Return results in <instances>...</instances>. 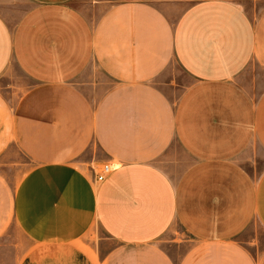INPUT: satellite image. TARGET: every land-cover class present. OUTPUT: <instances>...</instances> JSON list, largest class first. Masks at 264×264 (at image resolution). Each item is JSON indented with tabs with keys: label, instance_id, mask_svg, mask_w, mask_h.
<instances>
[{
	"label": "crops",
	"instance_id": "0c3cea01",
	"mask_svg": "<svg viewBox=\"0 0 264 264\" xmlns=\"http://www.w3.org/2000/svg\"><path fill=\"white\" fill-rule=\"evenodd\" d=\"M25 1L0 0V77L34 81L14 105L0 91V157L23 159L0 164V239L31 244L12 263L264 264L237 240L264 228V173L238 161L264 150V7L109 0L91 21L73 0ZM172 60L192 80L175 98L154 82ZM91 63L108 86L75 83ZM175 225L178 257L160 242Z\"/></svg>",
	"mask_w": 264,
	"mask_h": 264
},
{
	"label": "rangeland",
	"instance_id": "374dc122",
	"mask_svg": "<svg viewBox=\"0 0 264 264\" xmlns=\"http://www.w3.org/2000/svg\"><path fill=\"white\" fill-rule=\"evenodd\" d=\"M237 1L250 13L258 12L264 7V0ZM16 2V9H24L31 5L25 0H16ZM71 4L78 7L83 13H85L89 20L92 21L98 17L107 5L110 4V1L73 0ZM5 7L7 6L2 7L0 5L1 9ZM253 71H258V69L254 68ZM97 80L102 82V86L109 85V80L105 79L101 75L99 69L91 63L85 73L75 80V83L82 85V82H92ZM191 81V78L181 70L174 60H172L167 68L154 80V82L163 88V90L172 98L178 97L184 87L190 84ZM33 83V79L28 77L14 64L0 77V91H2L7 99H9L10 104L14 105L22 93ZM16 159L20 161L23 160L16 146L11 144L6 154L0 157L1 167L8 171L9 163L11 160L15 161ZM238 161L256 184L258 179L264 173V150H262L257 144L251 145L238 158ZM97 234L101 235L102 233L98 230ZM97 234L95 233L94 237L91 239L95 244L98 240ZM189 237L188 233L180 225H175L163 235L160 242L171 254L178 257L186 246L180 245V247H175L178 243L177 240H189ZM237 240L255 257V259L260 257L264 252V228L256 217L251 218L243 232L237 236ZM30 245V242L24 239L19 232L11 230L7 235L0 239V255L9 257L11 264H13L12 261L17 258L23 250H28ZM99 253L101 254L100 251Z\"/></svg>",
	"mask_w": 264,
	"mask_h": 264
},
{
	"label": "built area",
	"instance_id": "2783aa9c",
	"mask_svg": "<svg viewBox=\"0 0 264 264\" xmlns=\"http://www.w3.org/2000/svg\"><path fill=\"white\" fill-rule=\"evenodd\" d=\"M112 170V166L108 163H103L101 166H100V169L96 172V179L98 181H102L106 176L107 174H109Z\"/></svg>",
	"mask_w": 264,
	"mask_h": 264
}]
</instances>
